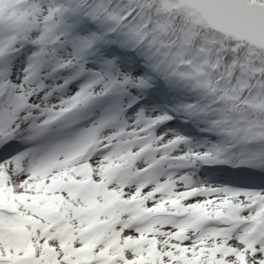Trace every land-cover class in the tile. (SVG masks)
Listing matches in <instances>:
<instances>
[{
  "label": "snow or ice",
  "instance_id": "snow-or-ice-1",
  "mask_svg": "<svg viewBox=\"0 0 264 264\" xmlns=\"http://www.w3.org/2000/svg\"><path fill=\"white\" fill-rule=\"evenodd\" d=\"M186 2L214 25H239L242 6L264 13V0ZM144 3L67 0L46 11L68 16L69 31L53 40L36 31L7 48L0 43V57L32 49L50 72L41 73L39 88L30 71L18 81L0 75V264H264V184L260 190L211 188L161 171L165 163L191 167L190 160L230 164L213 152L218 141L204 152L187 149L183 136L157 135L170 115L134 106L162 82L149 51L153 21ZM179 43V36L168 42ZM190 44L206 51L199 37ZM225 44L215 68L228 72L239 50ZM113 46L134 54L131 66L113 55ZM229 75L234 82L239 73ZM105 101L97 120L41 157L9 154L8 141L18 134L75 128ZM218 107L217 100L197 112L193 100L179 111L189 119L206 116L219 140L221 133L210 130L221 123L212 115Z\"/></svg>",
  "mask_w": 264,
  "mask_h": 264
},
{
  "label": "rangeland",
  "instance_id": "rangeland-1",
  "mask_svg": "<svg viewBox=\"0 0 264 264\" xmlns=\"http://www.w3.org/2000/svg\"><path fill=\"white\" fill-rule=\"evenodd\" d=\"M62 1H64L65 5L67 4V0ZM7 2V7H0V10L4 11V16L0 20V30L4 29L6 26H8L9 30L12 29V27H17L20 40H23L33 32H42L46 29L44 22L50 14L46 11V9L49 7L52 8L53 0H7ZM162 4L168 11L173 9L183 10L186 14V18L193 24L206 26L199 14L194 11L181 8L175 1L164 0ZM54 7H57V4H54ZM62 16L63 14H60L58 18H62ZM61 27L65 29H62V31H69L64 24H61ZM9 30H7L5 36L9 35ZM4 39H7V37H0V43H3ZM239 44L242 45V43ZM251 48L254 49V47ZM119 51L123 52L122 57L118 56L120 60L131 66L134 54L121 49H119ZM149 51L152 59L155 61L154 69L159 71L160 74L162 82L159 83L160 85H165V87H167L166 90L169 89L170 94L173 95L172 97L176 99L178 110L181 105L190 103L194 100L199 105V108L196 110L198 112L200 108H204V106L210 102L216 101L213 94L207 91V87L205 86L206 88H204L203 86L201 87V85H198V83H195V80L191 75H186L180 71L169 72L168 66H166V54L151 47L149 48ZM21 54L26 57L30 54V50L25 49L21 52ZM25 57L23 58V68L26 67V62L24 61ZM128 58L131 59L130 62L128 61ZM14 77L15 76L11 78ZM162 90L163 93L166 92L164 89ZM143 99L147 103H144L145 106L143 105V107L140 108H147L154 111L157 110L155 104L149 103L150 99ZM212 115L218 117L221 121V123L210 128L211 131L221 133L219 140L217 135L211 134L207 129L205 124L208 122L206 116H196L195 119H189L182 112L180 121H182V124H186L187 121H195L196 124L205 128L204 131L209 135L210 140L214 142L218 141V146L222 147L225 152L235 149V154L237 155L242 152H245L247 155H251L253 158L251 169L241 168L239 164L240 161L237 160L232 164L230 171L236 176L238 175L245 178H252L260 184H264V169L260 168L261 164H264V120L260 124L251 120L246 126H243V111H235L232 109L231 103L224 99L222 101L219 100V107L212 112ZM243 127L245 128L242 129ZM25 128H27V125ZM224 129H227L228 131H223ZM163 131H167L169 135L173 133L172 130ZM25 133L29 134V131H26ZM228 144L229 146L226 147ZM191 179L196 186L207 185L211 188L220 187L210 183L207 184L206 182L203 183L199 180V178L191 177Z\"/></svg>",
  "mask_w": 264,
  "mask_h": 264
},
{
  "label": "trees",
  "instance_id": "trees-1",
  "mask_svg": "<svg viewBox=\"0 0 264 264\" xmlns=\"http://www.w3.org/2000/svg\"><path fill=\"white\" fill-rule=\"evenodd\" d=\"M163 1L145 0L141 5L153 21L149 46L167 55L170 72L179 69L192 75L195 80L210 88L216 100H228L232 109L243 111V126L251 120L260 124L264 120V79L261 78V74H264V52L245 44L240 45L234 39L210 31L205 25L193 24L183 10H166ZM173 36L180 37L179 46L168 44ZM197 37L206 45V51L191 47L190 42ZM225 42L228 45L234 44L239 50V55L233 56L234 65L232 61L229 62L228 72L215 68L216 53L227 46ZM217 44L220 48H216ZM232 71L239 73L234 82L229 75ZM218 77H223L222 84L217 83ZM241 95L245 97L243 101L240 100Z\"/></svg>",
  "mask_w": 264,
  "mask_h": 264
},
{
  "label": "water",
  "instance_id": "water-1",
  "mask_svg": "<svg viewBox=\"0 0 264 264\" xmlns=\"http://www.w3.org/2000/svg\"><path fill=\"white\" fill-rule=\"evenodd\" d=\"M181 8L192 10V6L186 0H174ZM242 22L239 25H214L207 17L201 18L207 23L210 30L233 38L240 43H245L258 50L264 51V13H257L250 6H242ZM197 13V12H195ZM198 14V13H197ZM3 11L0 10V18Z\"/></svg>",
  "mask_w": 264,
  "mask_h": 264
},
{
  "label": "bare ground",
  "instance_id": "bare-ground-1",
  "mask_svg": "<svg viewBox=\"0 0 264 264\" xmlns=\"http://www.w3.org/2000/svg\"><path fill=\"white\" fill-rule=\"evenodd\" d=\"M7 4H8L7 0H0V7H7ZM8 29H9L8 26H6L4 29L0 30V37H2L3 32L7 33ZM10 30L16 31L17 28L14 27L13 29H10ZM10 37H11V35H9L8 39H10ZM11 64H12V67L18 68V74H14L15 77L11 78V79L13 81H18L19 79H21V74L23 75V73H24V68L22 66L23 65L22 59H20V58L14 59V60H12ZM0 72L3 73V71L1 69H0ZM7 75L9 76V74L5 73L4 77L7 78ZM142 102H144V100ZM164 129H167V128L165 127ZM198 141L205 144L204 146H201V150H204V151H207L208 148L211 146L210 142L214 143V141L210 140V137L208 134H206L204 137L198 138ZM227 146H229V144L226 145V147ZM217 150H219V152H220L221 159L225 163L230 164V165H220V167H222L225 171L230 172V168H231L232 164L237 160L240 161L239 164H240L241 168L251 169V164H252V160H253L251 155H247L245 152H242L241 154L237 155V154H235V149H231L230 151L225 152V150L218 145H217V148H213V152H216ZM163 167L166 168V165L164 164Z\"/></svg>",
  "mask_w": 264,
  "mask_h": 264
}]
</instances>
